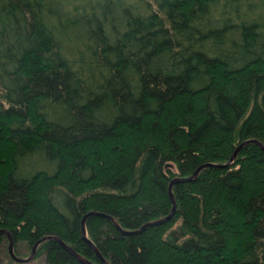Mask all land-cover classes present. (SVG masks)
Listing matches in <instances>:
<instances>
[{"label": "trees", "instance_id": "1", "mask_svg": "<svg viewBox=\"0 0 264 264\" xmlns=\"http://www.w3.org/2000/svg\"><path fill=\"white\" fill-rule=\"evenodd\" d=\"M88 212L106 264H264V0H0V229L104 264Z\"/></svg>", "mask_w": 264, "mask_h": 264}, {"label": "water", "instance_id": "2", "mask_svg": "<svg viewBox=\"0 0 264 264\" xmlns=\"http://www.w3.org/2000/svg\"><path fill=\"white\" fill-rule=\"evenodd\" d=\"M252 141H255L257 142L258 144H260L257 140L255 139H252ZM246 142V141H245ZM244 142V143H245ZM243 145V143L239 144L235 150L233 151L230 159L228 160L227 163L223 164V165H226L228 164L231 159L235 156L236 152L238 151V149ZM260 146L263 148V146L260 144ZM209 163H206V164H201L200 166H198L194 172L188 176H179V177H175L171 180V183L172 182H175V181H182V180H190L192 178H194L198 172V170L203 167L204 165H208ZM169 196H170V199H171V202H172V208H171V211L164 217H161L159 219H156V220H152V221H149L145 224H143L138 230L142 229L143 227H145L146 225L148 224H157V223H160V222H163L165 221L166 219H169V217L172 215L173 211H174V207H175V201H174V198L172 196V193H171V184H169ZM93 213H96V212H88L86 213L83 218H82V221H81V236L94 248L95 250V253L97 254V256L100 258V260L106 264V260L101 256V254L98 252V250L94 247L93 243L87 238L86 236V231H85V225H84V220H85V217L88 216L89 214H93ZM137 231V230H136ZM0 233H4L6 234L7 238H8V242H7V249H8V252L10 254V256H12L14 258V260L16 261H20V262H25V261H28L30 260L31 258H33V256L35 255V252H36V247L37 245L44 239H48V238H54L56 240H58L62 246H64L67 250H69L71 253H73L76 257H78L79 259L83 260L84 262L90 264V262L86 261V259H84L83 257H81L75 250H73L69 245H67L65 242H63L61 239H59L58 237H55V236H43L41 238H39L38 240H36V242L33 244L31 250H30V254L27 256V257H19L15 254L14 252V242H13V238H12V235L9 231L5 230V229H0Z\"/></svg>", "mask_w": 264, "mask_h": 264}, {"label": "rangeland", "instance_id": "3", "mask_svg": "<svg viewBox=\"0 0 264 264\" xmlns=\"http://www.w3.org/2000/svg\"><path fill=\"white\" fill-rule=\"evenodd\" d=\"M2 234H4V233H2ZM3 236H5V237L0 239V264H49L45 261L43 254L36 255V252H35V255L33 256V258H31L28 261L20 262V261L14 260V258L12 256H10L8 249H7L8 238H7L6 234ZM3 240H5V241H3ZM15 248L13 247L14 252L19 257H27L30 254L31 248L28 247L22 241H18ZM36 249H37V247H36Z\"/></svg>", "mask_w": 264, "mask_h": 264}]
</instances>
